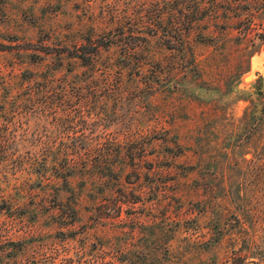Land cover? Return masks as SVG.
<instances>
[{"label":"rangeland","instance_id":"rangeland-1","mask_svg":"<svg viewBox=\"0 0 264 264\" xmlns=\"http://www.w3.org/2000/svg\"><path fill=\"white\" fill-rule=\"evenodd\" d=\"M217 3L264 8L0 0V264H264V48L213 37L223 17L195 22L194 51L152 25ZM88 37L114 41L95 70L57 55Z\"/></svg>","mask_w":264,"mask_h":264},{"label":"trees","instance_id":"trees-1","mask_svg":"<svg viewBox=\"0 0 264 264\" xmlns=\"http://www.w3.org/2000/svg\"><path fill=\"white\" fill-rule=\"evenodd\" d=\"M256 4V2H255ZM231 6V5H230ZM227 7L226 9H222L224 5L215 4L212 8H205L201 6H195L191 9L185 8L181 9L180 12L187 16V20L183 21H175L170 24H163L160 22L153 23L154 34H159L160 32L163 35L164 43L168 48L171 49H191L193 50L191 38L192 29H194L195 22L199 19H204L206 16H210L212 18L223 17V20L215 21L213 23L212 32L218 31V33H213V37L220 35L221 33L227 32L230 28L237 29L240 32V40H244L242 44L247 45L245 48V52L243 54L250 60L251 56L264 48V8L263 7H253L251 9H247L244 11L239 7ZM246 10V9H245ZM243 14V15H242ZM231 16L236 17V20L232 21ZM243 16V17H242ZM205 36V35H204ZM204 39H201V41ZM113 40H104L102 37L91 38L88 37V42H80L75 43L72 46L66 47V50L59 51L57 53L58 56H68L70 58H74L79 65L87 66L88 69L95 70L98 66V62L101 58V54L103 49H108L112 46ZM141 43L136 42L131 47L127 49L125 55L130 54L132 51L137 49ZM52 53V52H51ZM138 66H142L139 64ZM195 66L203 70L200 62L195 60ZM71 71L72 68H69ZM49 81H51V85L49 88L52 89L54 87H58L62 84H69L74 80L69 78L67 74L57 75L56 73H51L49 75ZM258 109L254 106V104H250L245 108L244 117L248 118L251 115H255ZM259 120H264V106L261 109V114L258 118ZM110 172L114 174V178L119 180L122 176L121 169L115 170L110 169ZM165 177L163 182L166 183L170 177V173L172 169H167L165 171ZM113 177V176H111ZM137 200H134V202ZM109 211L111 208L108 209Z\"/></svg>","mask_w":264,"mask_h":264},{"label":"bare ground","instance_id":"bare-ground-1","mask_svg":"<svg viewBox=\"0 0 264 264\" xmlns=\"http://www.w3.org/2000/svg\"><path fill=\"white\" fill-rule=\"evenodd\" d=\"M252 76L253 75H251V74L246 75V80H250L252 78Z\"/></svg>","mask_w":264,"mask_h":264}]
</instances>
